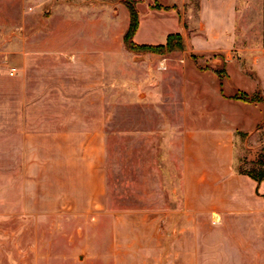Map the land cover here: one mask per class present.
Returning <instances> with one entry per match:
<instances>
[{"label":"crops","instance_id":"crops-1","mask_svg":"<svg viewBox=\"0 0 264 264\" xmlns=\"http://www.w3.org/2000/svg\"><path fill=\"white\" fill-rule=\"evenodd\" d=\"M159 1L172 4L166 11L176 25L165 37L182 36L173 12L179 3L192 0ZM151 2L146 0L144 17L138 2L134 40L145 27L141 43L157 45L161 42L152 36L161 25L162 10ZM199 3L194 45L204 53L222 56L232 50L238 22H250L258 37L250 50L257 54L259 82L252 91L239 85L228 93L224 78L229 61L224 58L218 65V94L255 103L234 96H264V0ZM64 5L63 21L54 33L59 39L24 51L14 62L16 71L9 77L11 160L18 163L26 154L27 163L44 165L52 197L48 207L58 200L64 210L93 213L103 207L107 193L108 89L116 58L125 50L130 11L124 0H66ZM151 80L146 101L162 99V78ZM246 132L227 123L184 129L156 176L161 185L155 200L166 196L169 205L162 200L164 204L147 209L156 214L139 221L146 229L139 237L140 250L108 253V264H264V179L235 168L236 133Z\"/></svg>","mask_w":264,"mask_h":264},{"label":"rangeland","instance_id":"rangeland-1","mask_svg":"<svg viewBox=\"0 0 264 264\" xmlns=\"http://www.w3.org/2000/svg\"><path fill=\"white\" fill-rule=\"evenodd\" d=\"M132 1L137 11L140 3L144 17L146 0ZM65 2L0 0V264H108V253L139 251V237L146 230L139 221L156 214L146 210L162 200L170 203L166 196L155 200V189L161 185L156 176L186 128L222 123L244 127L246 133H236L235 168L250 169L264 161V102L243 103L218 94V65L224 58L229 61L225 90L229 93L239 85L255 89L257 54L250 45L258 37L248 20L245 26L240 21L232 50L222 56L204 53L194 45L200 3L192 0L179 3L173 12L182 31L179 47L167 45L169 35L164 34L176 25L170 12L161 9V25L152 37L161 42L154 46L163 48L137 51L124 43V52L116 58L114 82L108 89V181L103 207L93 213L68 211L55 200L49 209L52 197L44 165L27 163L26 154L18 163L11 160L9 77L21 53L59 39L54 33L63 21ZM146 30L137 35L138 44ZM154 77L162 78V99L146 101Z\"/></svg>","mask_w":264,"mask_h":264},{"label":"trees","instance_id":"trees-1","mask_svg":"<svg viewBox=\"0 0 264 264\" xmlns=\"http://www.w3.org/2000/svg\"><path fill=\"white\" fill-rule=\"evenodd\" d=\"M154 4L152 5L153 8L157 9H168L167 6L161 5L158 0H154ZM129 11H130V23L129 27L124 35V43L126 47L130 50H137L142 51L145 49L156 51L161 48H163V45H148V44H138L134 40V36L138 30L139 27V14L138 11L134 5V2L132 0H126L125 1ZM182 42L181 35L180 34H170L167 39V45L168 46H180V43ZM234 98H243L246 101H258V102H264V96L259 95V93L254 94H248V93H237L235 94ZM255 165V164H254ZM256 167L250 168V169H242L244 172H247L252 177H254L257 180H263L264 179V161H259L256 165ZM259 168V170H256Z\"/></svg>","mask_w":264,"mask_h":264}]
</instances>
